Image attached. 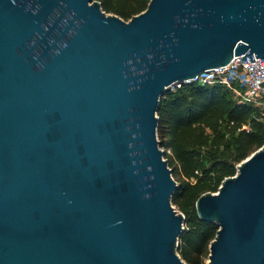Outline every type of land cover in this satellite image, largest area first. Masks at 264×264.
<instances>
[{"label": "water", "instance_id": "water-1", "mask_svg": "<svg viewBox=\"0 0 264 264\" xmlns=\"http://www.w3.org/2000/svg\"><path fill=\"white\" fill-rule=\"evenodd\" d=\"M264 58V0H0V264H187L164 91ZM206 264H264V142L195 202Z\"/></svg>", "mask_w": 264, "mask_h": 264}, {"label": "trees", "instance_id": "trees-1", "mask_svg": "<svg viewBox=\"0 0 264 264\" xmlns=\"http://www.w3.org/2000/svg\"><path fill=\"white\" fill-rule=\"evenodd\" d=\"M105 12L127 20L149 0H97ZM157 136L178 188L172 204L184 214L177 252L187 264H206L218 228L201 219L196 199L215 192L237 164L264 142V113L240 102L221 83H188L167 88L160 98Z\"/></svg>", "mask_w": 264, "mask_h": 264}, {"label": "built area", "instance_id": "built-area-1", "mask_svg": "<svg viewBox=\"0 0 264 264\" xmlns=\"http://www.w3.org/2000/svg\"><path fill=\"white\" fill-rule=\"evenodd\" d=\"M240 58L241 55H233L228 63L205 69L175 86L221 83L232 91L238 101L251 103L264 113V58L254 57V60L247 61H240Z\"/></svg>", "mask_w": 264, "mask_h": 264}, {"label": "rangeland", "instance_id": "rangeland-1", "mask_svg": "<svg viewBox=\"0 0 264 264\" xmlns=\"http://www.w3.org/2000/svg\"><path fill=\"white\" fill-rule=\"evenodd\" d=\"M174 206H175V205H174ZM175 207H176V206H175ZM207 260H208V259H206V261H205V262H207Z\"/></svg>", "mask_w": 264, "mask_h": 264}]
</instances>
